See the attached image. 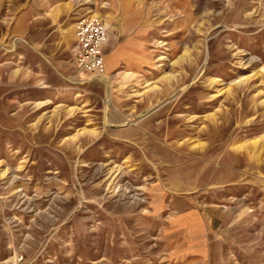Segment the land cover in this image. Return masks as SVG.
I'll return each mask as SVG.
<instances>
[{
  "label": "rangeland",
  "instance_id": "1",
  "mask_svg": "<svg viewBox=\"0 0 264 264\" xmlns=\"http://www.w3.org/2000/svg\"><path fill=\"white\" fill-rule=\"evenodd\" d=\"M0 264H264V0H0Z\"/></svg>",
  "mask_w": 264,
  "mask_h": 264
},
{
  "label": "built area",
  "instance_id": "2",
  "mask_svg": "<svg viewBox=\"0 0 264 264\" xmlns=\"http://www.w3.org/2000/svg\"><path fill=\"white\" fill-rule=\"evenodd\" d=\"M109 24L100 16L80 18L75 24V61L90 73L104 75L106 62L104 47L109 37Z\"/></svg>",
  "mask_w": 264,
  "mask_h": 264
},
{
  "label": "crops",
  "instance_id": "3",
  "mask_svg": "<svg viewBox=\"0 0 264 264\" xmlns=\"http://www.w3.org/2000/svg\"><path fill=\"white\" fill-rule=\"evenodd\" d=\"M83 17V16H82ZM81 18V17H80ZM79 18V19H80ZM78 19V20H79ZM105 19V18H104ZM105 20H107V22L109 23V21H108V19H105ZM76 24V23H75ZM74 34V35H73ZM73 34H71V36H70V39H67L66 41H65V43H64V45H63V49H65V50H68V51H71L72 50V45H73V42L74 41H76V39H75V26H74V33ZM110 34H111V27L109 26V37H108V41H107V43L105 44V47H104V53H105V62H106V70H107V62H112V60L114 59V57H115V54L114 53H112V54H107V51L105 52V49H107V45H108V43H109V40H110ZM75 45V44H74ZM74 52H75V50H74ZM60 57V53L59 54H57V58H59Z\"/></svg>",
  "mask_w": 264,
  "mask_h": 264
},
{
  "label": "bare ground",
  "instance_id": "4",
  "mask_svg": "<svg viewBox=\"0 0 264 264\" xmlns=\"http://www.w3.org/2000/svg\"><path fill=\"white\" fill-rule=\"evenodd\" d=\"M106 22H107V20H106ZM108 23V22H107ZM109 24V23H108Z\"/></svg>",
  "mask_w": 264,
  "mask_h": 264
}]
</instances>
